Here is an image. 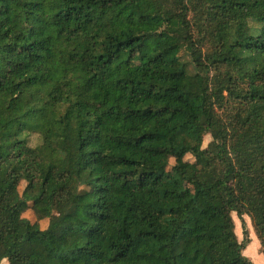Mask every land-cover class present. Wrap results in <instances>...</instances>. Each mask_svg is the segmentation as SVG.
I'll use <instances>...</instances> for the list:
<instances>
[{"label":"trees","instance_id":"obj_1","mask_svg":"<svg viewBox=\"0 0 264 264\" xmlns=\"http://www.w3.org/2000/svg\"><path fill=\"white\" fill-rule=\"evenodd\" d=\"M244 215L264 0H0V263L255 264Z\"/></svg>","mask_w":264,"mask_h":264},{"label":"rangeland","instance_id":"obj_2","mask_svg":"<svg viewBox=\"0 0 264 264\" xmlns=\"http://www.w3.org/2000/svg\"><path fill=\"white\" fill-rule=\"evenodd\" d=\"M188 58V56H187ZM29 143L32 146H37L41 143V137L39 134L37 133H30L29 136ZM211 140V136L210 135H205L204 137V146H207V144L209 143V141ZM187 159L190 160H194V157L191 154H187L186 155ZM170 165L174 164V159L171 158L170 159ZM25 187V182H22L19 190L22 192L23 189ZM24 216L29 218L31 221H35V215L32 209H28L25 213ZM233 218L235 220V231L237 233V237L239 239V241H242L243 239V229H242V223H241V219L237 216V214L235 212H233ZM248 231H249V236L251 237V243H249L247 249H245L244 254L247 255L248 257L251 258V260L255 263V264H264V258L261 259H255V254H256V241L259 242L256 233L254 231V227H253V223L251 218L248 215H244L243 216ZM47 225V221H42V227H46ZM41 226V225H40ZM261 255H264L262 252L259 253Z\"/></svg>","mask_w":264,"mask_h":264},{"label":"crops","instance_id":"obj_3","mask_svg":"<svg viewBox=\"0 0 264 264\" xmlns=\"http://www.w3.org/2000/svg\"><path fill=\"white\" fill-rule=\"evenodd\" d=\"M41 224H42V221H41ZM252 241V240H251ZM251 243V242H250ZM248 247V246H247ZM246 247V249H247ZM245 252V250H244ZM261 244H260V241L257 242L256 241V254H255V259H261V258H264V255H261L259 253H261ZM263 253V252H262ZM264 254V253H263ZM247 256V255H246ZM250 258V257H249ZM251 259V258H250ZM0 264H8V260L7 259H4Z\"/></svg>","mask_w":264,"mask_h":264}]
</instances>
